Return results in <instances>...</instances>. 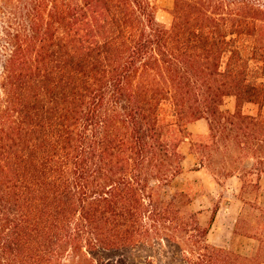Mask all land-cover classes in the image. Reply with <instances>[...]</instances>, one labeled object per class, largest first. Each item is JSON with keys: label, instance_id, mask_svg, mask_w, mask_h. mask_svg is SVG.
I'll list each match as a JSON object with an SVG mask.
<instances>
[{"label": "trees", "instance_id": "1", "mask_svg": "<svg viewBox=\"0 0 264 264\" xmlns=\"http://www.w3.org/2000/svg\"><path fill=\"white\" fill-rule=\"evenodd\" d=\"M155 13L151 0H0V264L264 263L263 206L242 198L248 257L208 242L217 206L203 226L168 192L182 125L201 118L204 148L218 137L248 154L260 191L264 0H174L168 26Z\"/></svg>", "mask_w": 264, "mask_h": 264}, {"label": "rangeland", "instance_id": "2", "mask_svg": "<svg viewBox=\"0 0 264 264\" xmlns=\"http://www.w3.org/2000/svg\"><path fill=\"white\" fill-rule=\"evenodd\" d=\"M151 2L156 6V19L160 23L168 26L172 20L171 10L173 8L174 0H151ZM224 107L232 110L234 107V99L231 97L226 98ZM243 110L246 113H255L256 106L246 104L244 105ZM261 114L262 118L264 119V104L261 109ZM182 127H184L182 134H184L185 137H183L184 140L180 142L179 148L184 155L183 172L181 175L174 178L171 188L168 189V192L172 193L174 191H182L184 194L183 200L186 204L188 203L186 208L192 212H197L201 225L205 226L208 223L214 208L216 206L218 207L221 203L227 200V196L223 194L224 191H221L218 186L208 184L204 178L200 177V167L197 165L195 166V164L200 162H202L211 173L216 175V179L218 178L223 182L224 178L228 176L227 173L233 174L240 171L242 173L240 189L241 197L247 203H257L261 206H264V192L257 191L252 187V185H250V183H248L252 180H255V175H250L246 173V169H243V166H246V164L251 162V158L247 156L248 154H238L237 151L231 150L229 146L228 149L222 147L226 141H224L222 138L219 139L218 137L216 138L219 140L218 144L220 146L218 151L208 149L206 150L204 145L210 144L212 139L210 138L209 128L207 134L200 133V119L187 121L182 125ZM229 144H232L231 140H229ZM208 152L209 158L205 156V154ZM231 161L233 162L231 163ZM221 163L227 164L226 166H228V169L225 171L222 170ZM218 193H220V195H218ZM200 205L207 207V212L203 215V217H200ZM250 211L251 209L249 205L244 204L238 217L239 230L243 225L242 222L248 218L247 213ZM246 242L250 241L233 238L230 248L243 256L253 257L256 252L257 241L255 242L256 246L254 250L248 252L242 250V246L250 245V243L247 244Z\"/></svg>", "mask_w": 264, "mask_h": 264}, {"label": "crops", "instance_id": "3", "mask_svg": "<svg viewBox=\"0 0 264 264\" xmlns=\"http://www.w3.org/2000/svg\"><path fill=\"white\" fill-rule=\"evenodd\" d=\"M207 132H208L207 121L205 119H200V133L207 134ZM250 161L251 162H249V164L243 166L244 167L243 169L249 170L252 168V164H253L252 159H250ZM196 165L200 167L199 170L200 177L204 178L206 183L218 186L221 189V191L225 192V193L223 192V194L227 196V200H225L218 207H216L217 208L216 213L211 223V227L207 236L208 242L219 247L230 248L232 239L238 238L241 240L250 241V242H246L247 244L250 243V245L242 246L243 251L245 252L253 251L256 246L255 239L234 233L237 219L244 205V202L242 201V197L240 195L242 173L238 171L236 173L228 175L227 177L224 178V182H223L218 178L216 179V175L211 173L201 163L195 164V166ZM259 184H260V191L264 192L263 190L264 172L260 174ZM218 195H220V193H218ZM203 197L206 198L205 196ZM206 212H207V207L200 205V217H203V215Z\"/></svg>", "mask_w": 264, "mask_h": 264}]
</instances>
